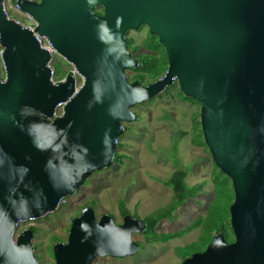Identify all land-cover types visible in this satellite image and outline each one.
Masks as SVG:
<instances>
[{"label":"water","instance_id":"1","mask_svg":"<svg viewBox=\"0 0 264 264\" xmlns=\"http://www.w3.org/2000/svg\"><path fill=\"white\" fill-rule=\"evenodd\" d=\"M0 0V264H39L34 232L20 221L54 213L96 172L115 163L133 108L177 82L200 104L203 140L232 183L234 242L216 235L181 264H264V0H19L36 32L75 69L54 84L51 55L32 31L9 20ZM102 8L104 14L95 13ZM145 26L165 48L164 76L144 85L128 32ZM76 77L82 79L77 85ZM59 111V115L56 113ZM143 219H97L85 207L54 264L137 256Z\"/></svg>","mask_w":264,"mask_h":264},{"label":"rangeland","instance_id":"2","mask_svg":"<svg viewBox=\"0 0 264 264\" xmlns=\"http://www.w3.org/2000/svg\"><path fill=\"white\" fill-rule=\"evenodd\" d=\"M147 32L143 26L140 31H129L127 37L133 39L134 46L142 47ZM143 52V49L139 51ZM55 60L61 71L75 73V69L58 55H55ZM133 75L132 71L127 72L131 82ZM76 81L78 86L82 84L80 77H76ZM178 90L175 81L171 92L164 91L156 98L135 106L133 111L139 118L124 125L125 132L118 140L117 153L123 156L122 161L94 173L79 192L64 199L54 213L30 224L38 230L33 244L39 246L35 251L39 263L54 264L48 253L52 237L58 236L66 243L73 220L79 217L85 206L94 207L97 218L107 214L118 224L123 222L120 201L133 217L143 220L165 211L173 200V192L162 183L179 169L187 171L186 183L190 187L206 182L197 197L200 203L197 199L189 200L181 209L170 211V217L159 223L157 232L174 233L189 226L196 218L205 216L213 194L210 179L214 162L204 147L192 144L193 120L200 122L197 114H200L201 106L179 99ZM26 226L23 224L20 229ZM199 234L200 231L196 230L183 238L155 245L148 244L143 234L134 235V240L143 245L137 256L98 258L93 264H181L183 261L175 255V248L196 241Z\"/></svg>","mask_w":264,"mask_h":264},{"label":"trees","instance_id":"3","mask_svg":"<svg viewBox=\"0 0 264 264\" xmlns=\"http://www.w3.org/2000/svg\"><path fill=\"white\" fill-rule=\"evenodd\" d=\"M95 13L101 14L102 8L96 9ZM141 29H143V27H140L138 30L140 31ZM141 49L144 50L143 53H139ZM128 50L132 56L139 61V66L132 70L134 73L132 82L139 81L144 85H149L162 78L166 73L168 68V60L165 48L159 43L158 38L152 36L149 32H147V37L143 41L142 47L134 46L133 39L128 38ZM59 65L60 64L57 63L55 66V74L58 79H63L67 75L71 74L67 71H61L59 69ZM171 90L172 86L166 89L167 92H171ZM178 91L179 99L190 102L191 104L200 105L195 100L186 98L180 90ZM198 115L199 114H197V116ZM200 127L201 125L198 119L193 120L192 129L194 137L192 139V144L196 147H204L206 151L209 152L204 143ZM119 147L122 148V145L120 144ZM122 159L123 156L117 153L115 163L121 162ZM187 176L188 173L186 170L179 169L172 174L168 181L162 183L166 188L171 189L173 192V200L165 211H160L153 214L152 216L144 218V221L147 224V229L143 234L148 244L155 245L169 243L173 240L188 236L190 233L196 230H199L200 234L196 241L185 246L175 248V255L182 261L190 258L194 254L204 252L216 235H223L228 243L234 241L229 212L235 198L233 186L231 180L226 175H224L215 166V164L210 179L213 185V194L212 199L207 206L205 216L196 218L189 226L180 231L174 233L157 232L159 223L163 219L170 217V211L181 209V207L189 200H196L198 195L203 191L206 182L190 187L186 183ZM197 201L200 203L198 199ZM119 209L122 218H124L126 215H131V212L127 209L123 201H120ZM137 218L140 219L138 216ZM30 230L34 232V236L38 232L36 227H30ZM51 241L52 243L48 248V253L54 259L53 248L55 244L62 242V240L58 236H53ZM139 245L140 250L143 249V245L141 243H139ZM38 248V245L34 246L35 251ZM37 257L38 256H36V258ZM37 260L39 261V258H37Z\"/></svg>","mask_w":264,"mask_h":264},{"label":"built area","instance_id":"4","mask_svg":"<svg viewBox=\"0 0 264 264\" xmlns=\"http://www.w3.org/2000/svg\"><path fill=\"white\" fill-rule=\"evenodd\" d=\"M33 1V0H32ZM4 13L6 17L9 20H13L16 23H18L20 26H22L25 29H28L34 33V36L38 42V44L41 46V48L45 49L47 52L50 53L51 55V60L48 63V67L50 68L51 71V79L54 84H59L64 81L65 78L63 79H58L55 74V63L58 61L55 60V55H57V52L53 48L52 44L48 41L46 37L40 36L36 33L37 29V22L27 13L23 12L19 5V0H5L4 1ZM15 14V16L13 15ZM4 48L0 44V81H5L6 79V72H5V67L3 63V55H4ZM59 115V111L56 113V116ZM36 219H30L27 221H20L18 223L19 225V230L18 233H21L24 230H27L31 225L32 222H34ZM23 224H26L27 226L20 229V226ZM17 225V227H18Z\"/></svg>","mask_w":264,"mask_h":264},{"label":"flooded vegetation","instance_id":"5","mask_svg":"<svg viewBox=\"0 0 264 264\" xmlns=\"http://www.w3.org/2000/svg\"><path fill=\"white\" fill-rule=\"evenodd\" d=\"M104 14V12H103V10H102V13L100 14V15H103ZM128 71H132V70H128ZM127 71V72H128ZM85 207H91V208H93L94 209V207H92V206H85ZM84 207V208H85ZM96 213V212H95ZM81 214V213H80ZM80 214H79V216H80ZM96 217H97V215H96ZM97 219H100V217L99 218H97ZM36 221V220H35ZM21 227V226H20ZM30 227H32V226H30ZM30 227L28 228L29 230H30ZM34 227V226H33ZM17 229L19 230V225H18V227H17ZM234 242V241H233Z\"/></svg>","mask_w":264,"mask_h":264},{"label":"bare ground","instance_id":"6","mask_svg":"<svg viewBox=\"0 0 264 264\" xmlns=\"http://www.w3.org/2000/svg\"><path fill=\"white\" fill-rule=\"evenodd\" d=\"M30 1H32V0H30ZM33 1H38V0H33ZM24 12V11H23ZM26 13V12H25ZM28 14V13H27ZM30 15V14H29ZM31 16V15H30ZM38 24V23H37ZM22 27V26H21ZM38 27V26H37ZM23 28V27H22ZM25 29V28H24ZM37 33V32H36ZM34 34V33H33ZM38 34V33H37ZM44 37V36H43ZM1 44V43H0ZM2 45V44H1ZM4 48V47H3ZM56 51V50H55ZM2 60H3V58H2ZM138 117V116H137ZM138 120V119H137ZM117 154V153H116Z\"/></svg>","mask_w":264,"mask_h":264}]
</instances>
